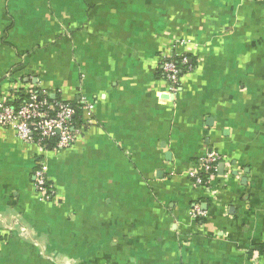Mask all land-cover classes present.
Returning <instances> with one entry per match:
<instances>
[{
  "label": "crops",
  "instance_id": "0c3cea01",
  "mask_svg": "<svg viewBox=\"0 0 264 264\" xmlns=\"http://www.w3.org/2000/svg\"><path fill=\"white\" fill-rule=\"evenodd\" d=\"M31 89L79 135L42 151L0 127V264H264V0H0V102ZM211 151L212 197L187 176Z\"/></svg>",
  "mask_w": 264,
  "mask_h": 264
},
{
  "label": "built area",
  "instance_id": "2783aa9c",
  "mask_svg": "<svg viewBox=\"0 0 264 264\" xmlns=\"http://www.w3.org/2000/svg\"><path fill=\"white\" fill-rule=\"evenodd\" d=\"M178 45L184 46L186 42L178 40L170 50L161 54V67L167 93L171 95L179 89L182 69H185V72L190 70V66H187L188 57L176 54ZM78 106L88 114L93 108L83 101ZM77 110V106L51 100L47 93L31 89L27 92L26 99L18 105L8 101L0 102V127L11 128L21 141L36 145L42 151L66 150L75 143L79 135V129L74 124ZM221 161L222 157L211 151L198 160V165L187 171V176L193 183L202 187L211 197L218 164ZM33 178L40 199L45 202L51 201L55 196V188L48 178L44 163H40L35 168ZM190 216L194 220L207 216V211L202 207L201 202L193 206Z\"/></svg>",
  "mask_w": 264,
  "mask_h": 264
},
{
  "label": "trees",
  "instance_id": "16d2710c",
  "mask_svg": "<svg viewBox=\"0 0 264 264\" xmlns=\"http://www.w3.org/2000/svg\"><path fill=\"white\" fill-rule=\"evenodd\" d=\"M190 64H187V66H189ZM185 72V69H182V74L181 75H183V73ZM26 99V95H25V97H23V98H21L18 102H15V103H11V104H14V105H18L19 103H21L23 100H25ZM47 149H49L48 147H46ZM200 219H197L196 221H199Z\"/></svg>",
  "mask_w": 264,
  "mask_h": 264
}]
</instances>
